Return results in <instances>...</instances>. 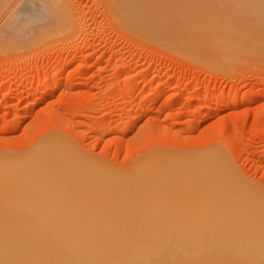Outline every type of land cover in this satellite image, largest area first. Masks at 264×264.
I'll return each instance as SVG.
<instances>
[{
	"label": "rangeland",
	"instance_id": "1",
	"mask_svg": "<svg viewBox=\"0 0 264 264\" xmlns=\"http://www.w3.org/2000/svg\"><path fill=\"white\" fill-rule=\"evenodd\" d=\"M13 1L0 0L1 27L15 21L29 22L33 17L31 6L22 2L24 5L16 7L13 12L16 13V20L13 21V13L8 15ZM145 1H149L151 6L153 2L156 9L147 2L145 9L146 4H141ZM145 1L140 0V6L144 8V21L149 22H143L140 15V11L143 12L142 7H139L141 10L131 9L139 3L137 1L134 5L128 0V6L130 4L132 7L126 9L127 0L124 5L123 2L115 0L120 9L113 0L110 6L106 4V0H58L60 6L52 8L59 15L58 27L47 35L37 39L35 37L34 40L21 39L25 43L20 44L21 42L16 40L18 37L15 38L16 35L11 36L8 32L6 34L11 37L7 36L6 44L4 41L7 37H3L4 33L0 32V155H22L41 139L53 137L64 143L77 157L90 160L94 166L96 164V168L99 166V169L102 167L103 170L105 166L104 171H111L113 175L118 173L116 176L122 177L128 172L132 175H128L129 178L139 180L158 173L154 164L158 161L154 158L156 155L162 154L169 160L184 162L191 159L200 160L203 155L212 153L220 157L212 158L215 167L220 168L225 177L236 183L242 192H248L249 196L245 194L248 200H254L253 205L258 202L260 207H255L264 211V5L257 10L246 2L244 3L247 7L243 4L240 6L241 0H164L168 3H164L165 10L160 8L164 11L161 12V17L166 15L167 18L168 12H171V9L174 11L172 17L170 16L171 20L164 18L166 23L159 17L162 10H158L157 3L160 0ZM170 1L171 4L175 1L179 6L174 4V8V5L169 7ZM120 3L124 6L125 13L129 14L124 15L126 17L123 16L124 10ZM147 7L152 8L148 10L151 13L146 11ZM182 10L183 14L188 11L192 13L184 16L185 13L183 17L180 15ZM42 12L43 10L39 14ZM137 13L142 18V24H139L140 19L139 23L136 22L139 17L136 16ZM149 14H153L152 19ZM172 35L175 37H171ZM11 40L18 43L12 44ZM54 68V73H50ZM50 82L57 84L52 86ZM151 154L154 157H151ZM148 163L153 164L156 173H152L153 168L149 169ZM140 165L148 168H141ZM135 166L140 167V171L136 170ZM136 171L139 172L140 178ZM145 173L147 175H143ZM45 203L47 204L44 202L43 206ZM8 204L7 206L11 205L9 207L12 208L13 204ZM15 205L17 208H30L31 214L29 216L30 212L25 210L28 213L24 215V211L22 215L19 210L21 215L18 212L13 216L8 211L14 213V206L12 210H7L3 207L6 204H0V264L12 263L13 257L21 254L19 251H23L25 246L29 245L27 250L32 248L31 254L41 246L38 244V248H33V245L36 246L33 244L30 248L28 243L24 247L21 245L24 248L22 249L19 243L23 239L27 242L28 238L30 240L33 237L36 244L38 239H45V236L33 235L32 231L21 230L22 232L18 233L14 228L12 230L10 227H16L15 222L17 226L19 223L20 227H28V224L40 220L41 217L58 215L46 211L47 215L44 211L49 208L47 205L43 207L38 204L39 207L42 206L41 209L45 208L41 211L34 204V208L37 207L36 212L39 210L36 214H46H39L41 217L34 219L37 215H32L35 211H32L33 207H24V203H20L22 206ZM148 205L155 212L150 216L154 217L156 214L155 217H169L170 213L162 210L157 214V204ZM28 216L31 217L29 220ZM44 218L40 222H44ZM27 232L29 234H26ZM45 241H40L42 246ZM47 242L49 249L52 248L50 244L52 245L53 241ZM42 246L46 251L47 245ZM59 246L52 248V253L49 252L53 255L51 257H54V260L50 257L53 261L49 263L264 264V251L260 252L257 248L246 250V254L241 257L243 260L238 261L229 259L232 257L228 254L233 251L231 248L223 252L203 249L200 254H192L193 257L186 253L185 249L183 253L174 252L176 250L170 248L167 251V247H162L165 250L156 248L153 251L154 248H151L149 253L142 252L140 255L143 256V261L133 259L130 262L112 263L110 261L113 260H107V256L137 253H121L110 249L111 251H103L107 253L103 256L107 257L106 259L93 260L89 256H95L96 252H84L74 247L67 250V247L62 248L66 245ZM18 247L22 250H18ZM48 251L45 253L48 254ZM171 252L174 255H171ZM192 252L196 254L195 251ZM68 254H72L75 260H69ZM83 254L89 258H81ZM207 254L210 257L206 260L204 255ZM176 255V259L187 261H174ZM76 256L83 261L90 260L80 263L77 260L81 259ZM203 256L202 261H191L195 257ZM47 258L49 257L46 256V260ZM73 260L75 262H72ZM65 261L67 263H64ZM45 262L44 264H47Z\"/></svg>",
	"mask_w": 264,
	"mask_h": 264
},
{
	"label": "bare ground",
	"instance_id": "2",
	"mask_svg": "<svg viewBox=\"0 0 264 264\" xmlns=\"http://www.w3.org/2000/svg\"><path fill=\"white\" fill-rule=\"evenodd\" d=\"M113 1L114 3H116L115 0ZM125 1L122 3L119 0V2H121L123 5ZM136 1L139 2L138 3L139 6L137 7L136 5L138 4H136ZM136 1L130 0V4L131 2H133L134 5L136 4L135 6H133L134 8L131 5L132 7L131 8L130 4L128 6L129 2L127 0V5L125 6V8L126 9L131 8L133 10H136L135 8H138L141 10V8H139L142 7L140 6L141 4H146L145 9L146 6L148 5L147 3H149L150 5L149 1L147 2L145 0H142L145 2L141 4H140V0L139 1L136 0ZM242 1L243 0L239 1V4H241L240 6L243 5L246 6V3H248V5H250L251 7L254 6L253 8H256L257 10H259L264 5V0H244L243 2ZM22 2H26L31 6L33 17L29 20V22L15 21L16 13L13 12L15 11L16 7L24 5ZM110 2H112V0H106V4H108L109 6L111 5ZM165 2L164 0L163 1L160 0V2L158 1L157 4L158 5L160 4V6L157 5V7H159L158 8L159 11L166 8V5L164 4ZM171 2L172 1H170L169 3V7L172 8V5L175 4V1H173L174 2L173 4H171ZM122 4L120 6H122ZM151 4L152 6H154L153 2H151ZM116 5L119 7V3H116ZM175 5L173 6V8L175 7ZM54 6L56 8L60 6L58 0L57 1L56 0H14L12 2L11 12L8 15L11 16L10 14L13 13L11 17L12 20L15 21V23H13L14 25L6 24L2 27L0 26V30H1L0 32L2 34L4 33L3 37H7L9 34L6 33L8 32L10 33L11 36L16 35L15 38L18 37V39L16 40H18V42L20 41L21 42L20 44L24 42L21 41V39L32 40L35 37H36L35 39H37L40 36L47 35L50 31H53L55 27H58L57 23L59 22V17H58L59 15L57 14L56 10L52 9ZM188 6L190 5L188 4ZM151 7H149V9H152ZM122 8L124 10L123 16L126 14L129 15L128 12L125 13L124 6H122ZM131 9L130 11L132 12L133 10ZM149 9L147 7L146 11H148ZM153 9H156V6H154ZM42 10L43 12L39 14ZM154 11L157 12L156 10ZM172 11L173 10L171 9V12H168L169 16H167V18L166 15L164 16L163 13L165 20L168 18L169 19L167 21L171 20L170 18L173 15ZM176 11L177 8L175 9V12ZM140 12L139 13L140 15H142L143 22H146L147 20L144 21V18L146 16L143 15L144 8H143V12L142 11ZM161 12L164 11L163 10L160 11V16H159L160 18H162ZM182 12L183 10L180 13ZM148 13L151 12L148 11ZM185 13L186 12H184V14ZM187 13L189 14L192 12L188 11ZM187 13L185 15L183 13L180 15L186 16ZM63 14H61V16H63ZM137 14L136 16L139 17L137 21L135 19L134 20L138 22L140 19L141 23H139L140 21L138 23L142 24V18H140V15ZM175 14L177 15V13ZM175 14L173 18H175L176 16ZM151 15L149 14V17H151ZM132 17L134 16L132 15ZM164 18H162L163 19L162 22H166L164 21ZM127 19L128 18H126V20ZM148 20L150 19L148 18ZM173 20L177 21V19H173ZM173 20L171 22H173ZM127 23L129 24V20H127ZM133 23L135 24V22ZM138 23H136V25H139ZM152 24L151 26L155 27ZM148 26L152 28L150 25ZM155 32L159 33L158 31ZM8 37L5 39L4 42H6V40L8 41ZM171 37H175V36L172 35ZM16 40H11L12 44L15 43ZM1 41L3 43V40ZM182 41L183 40L181 39V43ZM173 42H174V38H173ZM6 44H8V42H6ZM176 44L178 45L177 42ZM212 49H209V51H211ZM193 57L194 55H192V58ZM55 69L56 68L51 69V71L49 72L54 73ZM55 84L57 83L54 82V84L52 83L51 85L53 86ZM7 128H9V126ZM151 157L154 156L152 155ZM215 157L220 159V157H218L217 155L209 153V154H205V156L203 155L202 158H200V160L196 159L197 161L191 159L184 162H177L172 159L169 160L165 156L163 157L162 154L158 156L156 155L154 158L156 161L157 160L158 161L157 164L155 162L154 164H155V168H157L156 171L158 173L154 172L155 168L152 166L153 164L151 165L150 163H148L147 166L149 167V169H151L150 167H152L153 168L152 173L154 172L156 173V175H153L151 173L152 176L149 177L144 176V178L142 179L134 180L128 177V175L132 176L128 172L123 174L126 176L122 177V176H116L118 174L116 172H114L116 173V175L115 174L113 175L110 173L111 171L110 172L104 171L105 166L103 170H101L102 167L101 169H99L100 168L99 166H97L98 168H96V164L94 166L92 164L93 162L91 163L90 160L84 157H83L84 159L79 158L77 157L76 154L74 155L73 151L70 150L66 145H64V143L60 142V140L55 139L53 137H45L44 139H41V141L38 144L34 145L29 150H27L26 153H22V155H19V153L16 156L13 154L5 155V156H3L2 154L0 155V204L1 205L6 204V206L3 207L7 208V210L8 208L9 210L10 209L12 210V208H14L15 206L18 207V205L15 204H19V206H22L20 205V203L21 204L24 203L23 205L24 207L30 205L29 207H33L31 208L32 211L35 210L34 213L32 212V215H37L35 216L36 218L32 216V218L34 217V219L41 217L39 214L43 216L46 215L47 212L48 213L53 212L55 214L57 213L58 215H60V216L58 215L53 216L54 214H49V216H45V218L41 217V219L42 218L45 219L44 222L41 221L43 222V224H41L40 222L41 219L40 220L37 219L34 220V222L33 221L31 222L30 220L28 223L31 222V224L32 223L34 224L31 225L27 223L28 227H22V225L20 227L19 223L17 226L16 222H15L16 227L15 226L10 227L12 230L14 228L15 229L14 231L18 233H21L22 232L21 230H25V231H32L33 235H42L43 237L45 236V239L42 238V240L40 241L46 240L45 241V245H47L46 251H48L49 249L48 247L49 242L47 241H51V242L53 241L52 245L50 244V247L52 248L58 241L59 245L60 244L61 246L62 244L66 245L62 248L67 247V250L69 249V247H74V249L77 248L79 250H83L84 252L86 251L96 252L97 254L95 256L92 257L89 256L93 260L98 258H102L103 260L104 258L103 256H106L105 255L106 252L104 253L103 251H111L110 249H113V251L117 250V252H121V253H125V252H132L137 254L139 253L138 256L137 254L107 256L108 257L107 260L111 258V260L113 261L110 262L117 263V262H130L131 260L133 261V259H137L138 261H143V256H141L140 254H142V252L144 254L145 251L149 253V251H152L151 248H154L153 251L156 248H162V247H165V249L167 247V251L169 250V248L170 250L175 249L176 251L173 250L174 252H183L187 250L185 251L186 253H190V255L193 254L194 256L198 254L197 252H199L200 254V252L203 251V249L211 250V251L217 250L223 252L226 251L225 249L231 248V250L233 251L228 254H230L234 258L231 259L232 258L231 257L229 259L231 261H238L239 259L243 260L241 257L244 254H246V250L250 248L260 249L261 250L260 252L264 251V211L262 210V208L260 210V208L255 207L256 205L260 207V204L258 202H256L257 204L253 205L254 200L253 201L248 200L247 198L248 192L247 193L242 192L239 186L236 185V183L232 182L231 180L229 181L228 178L225 177L223 171L220 168L215 167L212 161L214 160L212 158ZM148 161L150 162L152 160H148ZM147 166L143 165L141 166V168L143 167L144 169L145 168L147 169L148 168ZM135 168L136 170L139 171L141 169L140 167H136V166ZM146 172L148 173V170ZM135 173H137V175L139 174V172L137 171ZM147 173L143 175H147ZM240 181H242L241 178ZM257 194L259 193L257 192ZM252 199L254 198L252 197ZM262 200L264 203V197ZM37 201L38 202L40 201V203H37ZM41 201L43 202L41 203ZM26 202H28V204ZM29 202L31 203L35 202L34 204L38 208L40 207L42 208L43 203L47 202V204L45 203L43 207L47 205L46 207L47 208L49 207L50 210L49 208L48 209L44 208L45 210L40 208L41 211L42 210H44L45 212L47 211L46 214L45 212L44 214L42 212L36 214L38 213L39 210L36 212L37 207H35L36 208L35 209L34 204L33 205L31 203L29 204ZM7 203L9 204L11 203L13 204V206L14 205L15 206L14 207L12 206V208H10L11 205L8 204L10 206L9 207L7 206ZM48 203L50 206H48ZM151 203L153 204L155 203L159 206L157 209H155V211L156 210L158 211L157 214L160 212V210H162V212L163 211L169 212L171 216L169 215V217L168 216L163 217L164 216L163 215L162 217H155L156 214L154 215V217L150 216L151 213L154 212L153 209L151 210V206L148 205ZM260 203L262 204V202ZM38 204H41L42 206L40 205L39 207ZM262 206L264 205L262 204ZM17 207L14 208L15 211L14 213L11 211L8 212L12 213L13 216H16V213H18L19 210L22 211V215L24 214L23 212L25 210H28L26 208L24 209ZM16 208L18 209V211ZM28 211L30 213L25 211L24 215L28 213L30 216L31 214L30 208ZM10 213L8 215H10ZM19 215H21L20 212ZM29 216H28V220L31 218V217L29 218ZM26 218L25 220L27 221ZM6 229H8V227ZM24 234L25 233L23 232V235ZM26 234L29 233L27 232ZM46 237H48L49 239ZM31 239L29 240L28 238L27 242L24 241V239L23 240L19 239V241L21 240L23 241L19 243L20 244L19 246L21 247L22 245L24 247L25 245H28V243L31 245L30 248L32 247L33 244L36 245V246L33 245V248L35 247L38 248L37 246L38 244L42 246L41 242L38 241L39 239L37 240V244L35 242L36 241L35 238L32 239V241L34 240L35 243L32 242ZM58 243L57 245H55V247L59 246ZM41 246L39 248H41ZM20 247H18V250L21 248L22 249L25 248L23 250L24 252L19 251L21 254L15 255V257H13V259L11 260L13 262L10 264H16V263L18 264V262L19 264L20 263L23 264V261L25 262V264H28L29 262H30L29 264L31 263L44 264L46 260V256L49 257L47 258L48 260L52 258L51 257L52 254L49 253L50 251L51 253L53 252L51 250L52 248L49 249V251L47 252L48 254L45 253L46 252L45 247L43 249L42 248L40 249L42 251L40 250L38 251L39 248L37 250L35 249V252L32 251L31 254L32 248L30 250L28 248L29 250L28 251L26 249L27 248L26 246L24 248L23 247L20 248ZM192 251H195L196 254L193 253ZM67 253L69 252L67 251ZM171 253H172L171 255H174L173 252ZM69 255L70 254H68L67 256ZM63 256L65 257L66 255ZM67 256L66 258H68ZM74 256L71 254L69 260L70 259L75 260ZM82 256L88 257L84 254L81 255V258H83ZM178 256L180 257V255ZM204 256L206 260L210 257L208 254ZM204 256L198 258L195 257L193 260L191 259V261L196 263L202 258L204 259ZM78 257L79 256H76V258ZM169 257L170 256L168 255L167 258ZM174 257L176 259L177 255ZM185 258L187 259L189 257H185ZM21 259H23V261ZM52 259L54 260V257ZM20 260L22 262H20ZM48 260H46L45 263L51 264L49 262L53 261V260L50 261ZM74 260L72 262H75ZM89 260L90 259H88L87 261H83V259H81L77 261H80V263H82V262H88ZM177 260L178 259L174 261ZM184 261L186 262L187 260ZM64 263L67 262L65 261Z\"/></svg>",
	"mask_w": 264,
	"mask_h": 264
}]
</instances>
